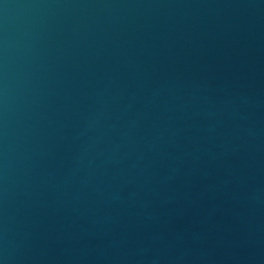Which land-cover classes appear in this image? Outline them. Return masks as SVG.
Returning a JSON list of instances; mask_svg holds the SVG:
<instances>
[{"label":"water","instance_id":"95a60500","mask_svg":"<svg viewBox=\"0 0 264 264\" xmlns=\"http://www.w3.org/2000/svg\"><path fill=\"white\" fill-rule=\"evenodd\" d=\"M0 264H264V0H0Z\"/></svg>","mask_w":264,"mask_h":264}]
</instances>
